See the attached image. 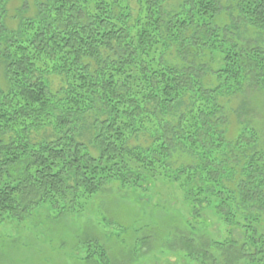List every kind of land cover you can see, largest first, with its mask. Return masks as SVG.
Here are the masks:
<instances>
[{
	"label": "trees",
	"instance_id": "1",
	"mask_svg": "<svg viewBox=\"0 0 264 264\" xmlns=\"http://www.w3.org/2000/svg\"><path fill=\"white\" fill-rule=\"evenodd\" d=\"M7 1L0 224L46 204L74 211L80 193L111 182L140 187L175 174L185 177L195 215L212 207L244 232L239 243L181 239L186 257L218 264L212 246L221 264H264V152L247 122L227 141L217 103L242 93L244 81L264 90V51L238 35L264 33V0H183L177 11L166 0H37V18L21 20L18 38L3 23ZM212 52L223 55L217 71ZM51 74L64 83L59 97ZM49 125L52 135L33 141ZM176 157L185 162L172 172Z\"/></svg>",
	"mask_w": 264,
	"mask_h": 264
},
{
	"label": "rangeland",
	"instance_id": "2",
	"mask_svg": "<svg viewBox=\"0 0 264 264\" xmlns=\"http://www.w3.org/2000/svg\"><path fill=\"white\" fill-rule=\"evenodd\" d=\"M36 1L5 3L3 23L9 35L18 38L21 20L37 18ZM182 1L166 0V6L177 11ZM224 24L225 18L220 17L218 25ZM238 35L241 43L252 41L254 47L264 51V33L247 29ZM222 56L212 52L206 57L212 60L214 71L222 67ZM2 70L0 61V74ZM49 76L51 93L59 97L64 83L60 76ZM206 76L205 84L214 87L216 76ZM0 86L5 90L1 78ZM242 90L217 101L227 123L226 139L233 141L247 122L256 132L257 146L264 152V90L248 81H244ZM52 132L49 125L34 133L33 141L50 137ZM177 157L170 163L172 172L185 162ZM175 177L170 174L149 178L140 187L111 182L93 195L80 193L74 211L62 212L46 204L23 222L7 220L0 224V264H200L179 249L181 239H192L198 247L203 241L211 245L243 240L244 232L224 224L212 207L200 209V214L195 215L185 177ZM99 250L102 258L98 257ZM208 251L221 264L217 249L210 246Z\"/></svg>",
	"mask_w": 264,
	"mask_h": 264
}]
</instances>
